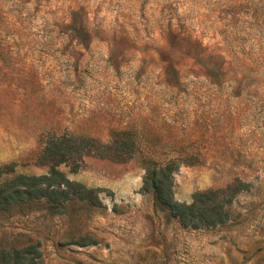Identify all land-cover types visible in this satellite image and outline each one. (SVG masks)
Listing matches in <instances>:
<instances>
[{
  "label": "rangeland",
  "instance_id": "1",
  "mask_svg": "<svg viewBox=\"0 0 264 264\" xmlns=\"http://www.w3.org/2000/svg\"><path fill=\"white\" fill-rule=\"evenodd\" d=\"M123 127L159 159L201 152L173 171L175 199L241 186L229 218L183 225L137 155L86 154L58 167L99 203L0 210V246L38 242L44 264H264V0H0V165L14 162L1 179L47 172L37 154L52 133Z\"/></svg>",
  "mask_w": 264,
  "mask_h": 264
},
{
  "label": "trees",
  "instance_id": "2",
  "mask_svg": "<svg viewBox=\"0 0 264 264\" xmlns=\"http://www.w3.org/2000/svg\"><path fill=\"white\" fill-rule=\"evenodd\" d=\"M70 26L76 35L85 39L88 30L84 23L72 19ZM174 71V69H172ZM140 152V155H139ZM90 154L124 161L138 156L145 172L144 186L153 192L154 203L162 207L183 225L213 226L224 223L230 215L228 205L241 186H230L231 192L219 193L217 189L196 190L189 202L174 198L172 173L180 163L200 161L201 152L182 146L166 159L157 158L150 151L139 149V137L131 128L113 129L106 140L94 135L73 132L52 133L44 140L37 154V161L48 163L47 172L13 173L1 179L2 175L14 169V162L0 165V210L29 201L46 202L50 212L63 211L67 202L73 198L84 199L89 203H99L98 188L86 186L66 176L59 164L69 163L76 170L84 155ZM0 264H44L38 242L23 246H0Z\"/></svg>",
  "mask_w": 264,
  "mask_h": 264
}]
</instances>
